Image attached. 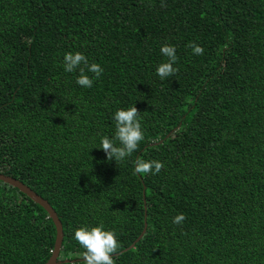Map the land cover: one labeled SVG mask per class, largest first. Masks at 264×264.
Listing matches in <instances>:
<instances>
[{"label": "trees", "instance_id": "16d2710c", "mask_svg": "<svg viewBox=\"0 0 264 264\" xmlns=\"http://www.w3.org/2000/svg\"><path fill=\"white\" fill-rule=\"evenodd\" d=\"M165 44L179 71L161 80ZM77 51L104 69L91 88L64 70ZM133 105L144 140L109 161L101 138ZM137 158L164 168L134 175ZM0 173L57 213L59 259H75L59 264L100 225L116 264H264V0H0ZM55 233L0 181V264H44Z\"/></svg>", "mask_w": 264, "mask_h": 264}, {"label": "clouds", "instance_id": "9594fccd", "mask_svg": "<svg viewBox=\"0 0 264 264\" xmlns=\"http://www.w3.org/2000/svg\"><path fill=\"white\" fill-rule=\"evenodd\" d=\"M164 6V5H162ZM187 47L193 50L195 55H203L204 49L195 42H189ZM163 56L167 57L166 62H162L156 68V74L161 80L175 76L179 69L173 65L177 62L176 49L173 45L165 44L160 48ZM63 66L65 72L79 70L76 83L84 88H91L94 79L87 73H92L95 79H99L104 72L100 64L89 63L88 58L81 52H68L64 55ZM115 134L113 138L104 136L101 138L100 149H102L109 161L115 159L116 163L123 162L135 152L141 141L144 140L140 112L135 105L124 109H118L114 114ZM133 174H159L164 168V164L158 160H135ZM186 216L180 213L173 217L172 223L182 225ZM74 239L85 249L81 253L80 264H116V255L121 248L117 240L116 233L112 230H105L103 225L95 227H79L74 232Z\"/></svg>", "mask_w": 264, "mask_h": 264}, {"label": "water", "instance_id": "95a60500", "mask_svg": "<svg viewBox=\"0 0 264 264\" xmlns=\"http://www.w3.org/2000/svg\"><path fill=\"white\" fill-rule=\"evenodd\" d=\"M0 181L15 187L20 192L25 194L29 199H31L34 203L41 206L46 212L48 217L52 220L54 226H55V240H54V247L51 252L50 257L44 264H59V263H67V262H74L75 259H64L60 260V250L62 246V240H63V230H62V224L59 220V217L53 207L49 204V202L41 197L39 194H37L35 191H33L29 186L24 184L22 181L3 173H0ZM146 223L144 225V228L141 232V234L137 237V239L129 245V247L123 249V251L130 249L134 246V244L142 237L143 233L145 232Z\"/></svg>", "mask_w": 264, "mask_h": 264}]
</instances>
